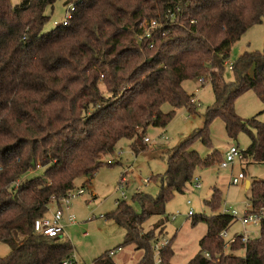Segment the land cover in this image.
I'll list each match as a JSON object with an SVG mask.
<instances>
[{"label":"trees","instance_id":"1","mask_svg":"<svg viewBox=\"0 0 264 264\" xmlns=\"http://www.w3.org/2000/svg\"><path fill=\"white\" fill-rule=\"evenodd\" d=\"M55 1L0 0V241L10 247L0 264H78L63 233H38L36 221L46 216L53 198L86 187L89 180L80 187L77 180L92 178L120 140H131L137 154L144 151L149 127H166L176 108H195L184 82L210 75L214 106L205 113L204 127L169 154L160 193L135 192L141 213L124 199L105 216L124 227L125 244L143 249L135 264H170L171 242L157 262L158 238L142 225L165 213L171 195L193 183L197 167L218 161L191 148L195 139L209 144L211 121L221 117L233 138L251 126L255 133L249 131L243 160L264 162V122L242 119L235 110L247 90L264 100V50L239 55L234 80L221 79L233 45L264 20V0H74L68 22L45 32V9ZM153 20L157 29L139 40L144 23ZM164 103L173 109L163 112ZM250 188L255 212L264 207V180L251 181ZM207 205L212 214L193 220L205 222L207 233L187 264H264V220L259 237L244 242L238 234L228 252L221 233L236 218L218 210L217 190ZM109 253L94 264H116Z\"/></svg>","mask_w":264,"mask_h":264},{"label":"rangeland","instance_id":"2","mask_svg":"<svg viewBox=\"0 0 264 264\" xmlns=\"http://www.w3.org/2000/svg\"><path fill=\"white\" fill-rule=\"evenodd\" d=\"M21 1L11 0V3L16 5ZM73 1L56 0L46 7L45 13L49 19L44 27L45 32L51 31L65 20L69 4ZM263 50L264 20L250 27L233 45L228 61L234 64L239 55L245 52ZM229 63L221 71V79L225 82L233 81L235 78ZM211 79L212 77L207 75L204 83L193 79L184 82L183 86L187 93L194 95L195 108L192 110L186 106L176 108L173 119L166 127H149L146 136L150 141L144 143L146 144L144 151L135 153L131 140L122 139L117 144L115 153L106 157L104 165L92 178L82 177L77 180L78 187L88 180L89 182L83 188L85 193L72 199L70 204V212L75 215L76 223H67L66 219L63 221L66 226L64 238L73 245L78 264H94V260L100 255L111 250L117 251L119 247L122 249L113 256L116 264H135L142 258L143 249L137 248L133 243L125 244L124 227L113 218L106 219L105 216L115 210L118 200L124 199L141 213L139 202L133 199L137 191L157 197L161 191V177L167 170L169 154L182 141L204 127L205 113L214 106L215 85ZM161 108L165 113L173 109L169 103H164ZM235 110L242 119L249 120L257 116L259 121L264 122V100L253 89L238 96ZM249 131L255 133V130L247 125L246 129L239 131L235 138L230 137L224 120L221 117L214 118L209 124V144L195 139L191 148L203 159L214 154L218 161L210 166L197 167L194 178H199L201 186L194 187L193 182L187 185L184 192H174L166 203L165 213L151 216L142 225L145 233L155 231L158 238L157 245L160 247L164 248L171 242L174 255L170 264H187L200 250V240L207 233V225L203 221L193 224V220L201 214L208 216L212 214L207 201L215 190L221 195V205L218 209L220 212L229 211L228 213L231 214L235 210L240 217L244 211L250 209L251 181L264 180V162L250 159L237 160L233 166L223 168L218 159H224L231 146H237L242 151L246 150L251 143ZM109 159L114 160L112 165L107 164ZM240 172L245 174V178L234 184L233 177ZM38 173L40 171L35 172ZM123 173L126 175L124 180ZM248 180L250 185L247 187ZM92 187L95 196L92 195ZM189 211H192V215H189ZM245 230L251 238L260 236L259 225L244 227L241 221L236 219L227 231V240L232 239L236 234H243ZM9 251V245L0 241V256L7 255ZM227 251L231 252L232 249L229 248ZM233 251L237 255H243L245 252ZM158 257L156 252L155 259Z\"/></svg>","mask_w":264,"mask_h":264},{"label":"built area","instance_id":"3","mask_svg":"<svg viewBox=\"0 0 264 264\" xmlns=\"http://www.w3.org/2000/svg\"><path fill=\"white\" fill-rule=\"evenodd\" d=\"M74 8H75V2L70 3L68 11H67V16H66L65 20L63 21L64 24H66L68 22L69 18L72 15V12L74 11ZM158 24L159 23L156 20H153L150 22H148V21L145 22L144 23V27H145L144 32L139 36V40H143L145 38L151 37L153 31L157 29ZM228 63H229V61H227L225 63V65ZM229 68L233 69V64L229 63ZM199 81L201 83H204L205 80L199 79ZM192 101L195 103L194 99H192ZM149 141H150V139L148 137H146L145 142H149ZM243 158H244V154H243L242 150L237 146H231L229 148V150L227 151L224 160L220 163V166L223 168H228L229 166H233L237 160L242 161ZM113 162H114L113 159L108 160L109 164H112ZM244 178H245V174L243 172H240L237 176L233 177L232 182L234 184H238L240 182V180H242ZM122 179L124 180L125 176L122 177ZM146 182H149V180H146ZM193 182L195 183L194 187L199 188L201 186V183H200V180L198 177H195ZM84 193H85V191L83 190V188H78L76 190L68 192L65 196H62L59 199L53 198L46 216H44L43 218H40L36 221V223H35L36 232L43 233V234L51 236V237L52 236H54V237L60 236L64 232V229H65V226L63 224L64 218H67V220L70 223H76L75 215L70 212V209H71L70 204H71L72 199H75L77 196L83 195ZM124 197H126V196H124ZM189 203H190V201H189ZM53 205H55V206L52 208ZM251 207L252 206L250 204V209L244 211L240 217H238V213L235 210L232 211L231 214L237 220L239 219L244 227L258 226V225L260 226L262 221L264 220V207L258 211H255V212L251 210ZM224 212L228 213L229 211H224ZM189 215H192V211H189ZM237 235L238 234H236L235 237H233L232 239L227 240L228 232L223 231L221 233V237L223 239H225L227 242L226 243L227 247H230L231 243H233L235 241ZM241 235H242V240L244 242H247L248 239L250 238V236L248 235L246 230ZM161 248H162V246L160 247L159 245H156V250H157L158 256H159V252H160ZM120 249H121V247H119L117 249V251H119ZM117 251L111 250L109 255L114 256ZM207 255H209V254L207 253ZM156 261L159 262L160 257H158V259H156ZM64 264H73V262L70 260H66V261H64Z\"/></svg>","mask_w":264,"mask_h":264},{"label":"crops","instance_id":"4","mask_svg":"<svg viewBox=\"0 0 264 264\" xmlns=\"http://www.w3.org/2000/svg\"><path fill=\"white\" fill-rule=\"evenodd\" d=\"M147 137V136H146ZM145 137V138H146ZM149 138V137H148ZM150 139V138H149ZM92 195H94L95 196V191L93 190V187H92ZM67 220V218H64V220ZM67 223H70L68 220L66 221ZM63 224H64V221H63ZM71 224V223H70ZM72 224H74V223H72ZM64 226H65V224H64ZM65 234H66V226H65V229H64V232H63V234H62V237H64L65 236ZM122 249V248H121ZM120 249V250H121Z\"/></svg>","mask_w":264,"mask_h":264},{"label":"water","instance_id":"5","mask_svg":"<svg viewBox=\"0 0 264 264\" xmlns=\"http://www.w3.org/2000/svg\"><path fill=\"white\" fill-rule=\"evenodd\" d=\"M249 185H250V181L248 180V181H247V187H248Z\"/></svg>","mask_w":264,"mask_h":264}]
</instances>
